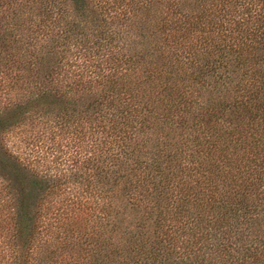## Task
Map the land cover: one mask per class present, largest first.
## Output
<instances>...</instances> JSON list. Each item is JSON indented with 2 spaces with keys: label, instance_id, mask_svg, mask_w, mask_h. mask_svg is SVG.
I'll use <instances>...</instances> for the list:
<instances>
[{
  "label": "trees",
  "instance_id": "1",
  "mask_svg": "<svg viewBox=\"0 0 264 264\" xmlns=\"http://www.w3.org/2000/svg\"><path fill=\"white\" fill-rule=\"evenodd\" d=\"M0 264H264V0H0Z\"/></svg>",
  "mask_w": 264,
  "mask_h": 264
}]
</instances>
